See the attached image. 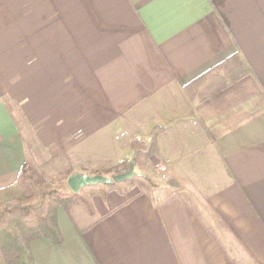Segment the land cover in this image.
<instances>
[{"label":"crops","instance_id":"obj_1","mask_svg":"<svg viewBox=\"0 0 264 264\" xmlns=\"http://www.w3.org/2000/svg\"><path fill=\"white\" fill-rule=\"evenodd\" d=\"M156 127L152 189L60 208L35 264H264V0H0V189L25 146L66 184Z\"/></svg>","mask_w":264,"mask_h":264},{"label":"trees","instance_id":"obj_2","mask_svg":"<svg viewBox=\"0 0 264 264\" xmlns=\"http://www.w3.org/2000/svg\"><path fill=\"white\" fill-rule=\"evenodd\" d=\"M244 66L238 76L244 75ZM164 128L156 127L147 142L134 144L133 159L137 166L147 167L158 152V139ZM130 162L123 161L103 166L97 175L114 176L128 171ZM114 186H92L81 193L70 192L64 181L52 182L45 170L36 162L32 151L25 146V162L16 182L0 189V264H35L31 243L48 239L55 245L63 242L58 223L60 208L68 209L81 204L94 213L92 199L96 194L113 189L127 191L137 185L144 192L154 183L142 174Z\"/></svg>","mask_w":264,"mask_h":264},{"label":"water","instance_id":"obj_3","mask_svg":"<svg viewBox=\"0 0 264 264\" xmlns=\"http://www.w3.org/2000/svg\"><path fill=\"white\" fill-rule=\"evenodd\" d=\"M138 175L140 174L135 171V161H132L130 163L128 171L111 177H107L104 175H88L79 172H74L68 177L66 185L73 194H79L84 188L87 187L98 185L114 186L115 184L131 180L132 178Z\"/></svg>","mask_w":264,"mask_h":264},{"label":"rangeland","instance_id":"obj_4","mask_svg":"<svg viewBox=\"0 0 264 264\" xmlns=\"http://www.w3.org/2000/svg\"><path fill=\"white\" fill-rule=\"evenodd\" d=\"M159 163H162V162H159V161H156V163L153 165V168L156 170V171H158L157 173L161 176V175H164V173H162V172H159V170H157L156 169V165L157 164H159ZM112 164H114V163H112ZM111 165V164H110ZM106 167V166H105ZM45 170V169H44ZM45 172H46V174H47V176L50 178V180H51V177L50 176H52V177H59V174H57V172L56 171H53L54 173H49V172H51V171H46L45 170ZM136 172H138V173H141L140 172V170L139 169H137V171ZM49 174V175H48ZM109 177H111V176H109ZM58 180H55L54 182H57ZM132 187H138L137 185H134V186H132ZM131 188V187H130ZM129 188V189H130ZM139 188V187H138ZM128 189V190H129Z\"/></svg>","mask_w":264,"mask_h":264},{"label":"built area","instance_id":"obj_5","mask_svg":"<svg viewBox=\"0 0 264 264\" xmlns=\"http://www.w3.org/2000/svg\"><path fill=\"white\" fill-rule=\"evenodd\" d=\"M156 169L159 171H166V165L164 163H159L156 165Z\"/></svg>","mask_w":264,"mask_h":264}]
</instances>
